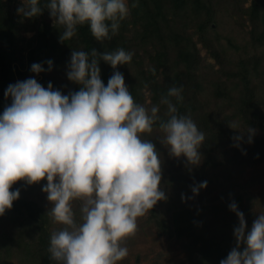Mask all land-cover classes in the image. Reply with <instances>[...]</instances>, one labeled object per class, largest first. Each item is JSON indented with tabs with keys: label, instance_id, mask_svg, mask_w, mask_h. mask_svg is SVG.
<instances>
[{
	"label": "clouds",
	"instance_id": "obj_1",
	"mask_svg": "<svg viewBox=\"0 0 264 264\" xmlns=\"http://www.w3.org/2000/svg\"><path fill=\"white\" fill-rule=\"evenodd\" d=\"M131 7H138V0ZM45 9L54 27L62 29L61 43L75 37L83 25L97 41L111 40L130 14L128 0H23L17 13L33 18ZM132 57L124 48L103 53L93 49L90 55L73 50L66 75L80 85L79 91L64 95L51 82L45 88L35 78L11 84L5 91L11 104L0 114V216L20 196L19 189L11 190L17 181L31 185L46 179L42 190L52 205L47 216L63 226L51 233L48 248L57 264H117L127 257L128 249L122 245L136 234L138 218L167 199L160 190L159 153L151 140L142 138L153 132L157 121L163 134L160 142L170 155L184 156L190 165L200 163L205 134L190 115H178L170 99L183 100L182 86H170L162 97L168 116L162 120L158 105L149 109L135 101L120 71L104 85L99 61L117 69ZM46 63L51 71L52 61ZM30 70L45 71L40 63H33ZM229 127L240 126L231 122ZM245 131L252 143L254 130L248 128L232 137L237 142L233 146L240 147ZM206 187L203 181L192 192L198 195ZM77 201L79 220L73 207ZM229 209L239 220L236 244L220 264H264V214L248 230L235 201Z\"/></svg>",
	"mask_w": 264,
	"mask_h": 264
},
{
	"label": "rangeland",
	"instance_id": "obj_2",
	"mask_svg": "<svg viewBox=\"0 0 264 264\" xmlns=\"http://www.w3.org/2000/svg\"><path fill=\"white\" fill-rule=\"evenodd\" d=\"M132 1L128 0L130 14L124 20L128 29L124 34L127 47L104 40L108 51L124 48L133 53L132 60L117 69L100 60V76L110 78L114 71H120L135 101L149 109L158 105L162 120L168 118L162 97L167 95L170 86H182L183 100L170 99L178 115H190L196 121L205 134V141L199 148L200 163L190 165L184 156L170 155L168 146L160 142L163 134L159 131V121L151 134L142 137L151 140L159 153L160 190L167 199L158 201L144 217L138 218L136 234L122 245L127 247L128 255L117 264H202L208 262L207 256L215 248L212 244L207 246L210 241L219 243L223 237L234 236L239 220L229 209L231 202L235 201L239 211L244 213L248 230L257 216L264 214V0H258L260 17L257 19L248 11L253 0L207 1L212 15L207 24H203V33L199 32L195 19L186 21L183 36L189 37L191 44H178L169 66L158 70H155L158 45L149 41L143 48L141 37L135 35V30L142 26L131 14ZM22 4L23 0H0V27L11 41L10 44L8 40L1 41L0 47L10 55L13 84L35 78L45 88L47 83L44 82H51L61 92L77 91L80 85L68 80V63L63 59L58 58L56 63L55 58H51V71L44 77L30 70V53L39 45L37 30L44 25H54L47 9L33 18L18 14L17 9ZM141 16L142 12L138 20ZM59 32L56 27L51 41L56 55L63 51ZM212 54L217 55L219 61ZM141 78L152 80V85L132 86L131 83ZM231 122L238 123L239 130L230 128ZM248 128L254 130L252 143L247 142L245 131L240 147L233 146L237 142L232 137ZM203 181H207V187L194 195L192 187ZM46 183L45 179L29 185L21 180L12 186V191L19 189L20 196L12 208L0 216V238L19 240L21 246L13 250L7 264H26V243H34L33 254L40 247H45L48 253L51 233L63 227L47 216L52 205L42 190ZM73 207L79 220V202H74ZM182 211H188L194 226L180 235L173 229V220L174 214ZM36 224L43 231L37 230ZM38 240L44 245L40 246ZM32 263L35 264L34 259Z\"/></svg>",
	"mask_w": 264,
	"mask_h": 264
},
{
	"label": "trees",
	"instance_id": "obj_3",
	"mask_svg": "<svg viewBox=\"0 0 264 264\" xmlns=\"http://www.w3.org/2000/svg\"><path fill=\"white\" fill-rule=\"evenodd\" d=\"M207 1L209 0H138V7L131 8V14L135 19L134 21L142 26L139 27V29L135 30V35H139L141 37L139 41L144 44L143 48H145V45L150 42L158 45V50H156L155 55V70H158L160 68L165 69L169 66L171 54L178 44L188 45V43H190V38L184 37V25L186 21L195 19L198 24L199 32L203 33V24L205 22L207 24L212 15L210 2ZM132 3L133 1L131 2V4ZM248 11H250L251 17L253 19H257L258 17H260L258 0H253L252 6ZM141 12L143 16H141L138 20V14ZM262 17L264 18V16ZM58 27L59 26H57V29L62 31V29ZM55 28L56 27H49L48 25H44L37 30L36 42L37 45L38 43L39 45L37 49L30 53L29 57L30 66L33 63H40L43 65L45 71L39 73V75H43V77L46 75V72L49 68V65L46 62L52 60L53 58H55L56 63L59 61L58 58H60L69 64L71 53L73 50H82L90 55L93 49H95L98 53H103L105 51H108L109 49L107 47V43H105L104 41H97L91 35L89 27L87 25H83L78 26L77 35L71 40L64 43H61L59 41L60 45H63V51L61 50V53L56 55L53 52V42H51L53 40V31ZM126 31H128V29L125 21L123 20L121 21L118 33L115 36H112L111 40L106 41H110L115 45H119L125 48L128 44V42L125 41L124 36ZM58 34L60 36L61 32H59ZM7 40V43L10 44L11 41L8 38V34L6 36L2 27H0V42H6ZM185 40H188V42H186ZM185 42L187 44H185ZM212 55L217 61H219L217 55ZM9 58L10 55L8 51L2 52L0 47V114L3 113L6 106L11 104V98H6L4 95L8 86L14 83L12 81V71L9 64ZM101 79L104 85L107 86L109 77H107V75H102ZM133 79V81H135V78ZM152 82V80L141 78V81L133 82L131 84L132 86L137 85L140 87H150L152 85ZM44 83H47L46 87L49 84V82ZM52 86L54 90H57V87H55L54 85ZM79 89L77 91H79ZM65 91L66 90L62 91V94L68 95L69 93ZM193 121L196 123L195 120ZM187 213L188 211H182L174 214L173 229L180 235L184 234V232L186 231H191L190 229H192V227L194 226V221L192 222V220L189 219V215ZM36 225L37 230L43 231L38 226V224ZM37 242L40 243V246L44 245V242L41 240H38ZM211 244L214 245L215 248H212L210 250L211 254L207 256L208 262H201L202 264H220L222 258L226 257L232 250V248L235 247L236 241L235 237L231 236L230 238H221L219 243H216L214 240H212L208 243L207 246ZM20 246L21 242L19 240H5L1 237L0 264H7L13 253V250H17ZM24 247L26 252L24 254L26 264H33V259L35 261V264H49L50 262L54 261L51 259L50 253L46 252L45 247L38 248L36 254L32 253V250H35L34 243H26L24 244ZM220 247L222 249H219ZM27 258H30L31 262H29Z\"/></svg>",
	"mask_w": 264,
	"mask_h": 264
}]
</instances>
